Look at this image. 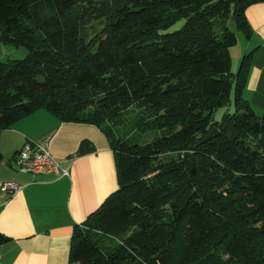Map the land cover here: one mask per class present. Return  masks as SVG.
<instances>
[{"label": "trees", "instance_id": "1", "mask_svg": "<svg viewBox=\"0 0 264 264\" xmlns=\"http://www.w3.org/2000/svg\"><path fill=\"white\" fill-rule=\"evenodd\" d=\"M262 2L0 0V43L27 52L0 61V135L44 109L115 154L119 189L69 264H264V112L244 96L253 52L236 73L230 53Z\"/></svg>", "mask_w": 264, "mask_h": 264}, {"label": "crops", "instance_id": "2", "mask_svg": "<svg viewBox=\"0 0 264 264\" xmlns=\"http://www.w3.org/2000/svg\"><path fill=\"white\" fill-rule=\"evenodd\" d=\"M246 18L251 31L246 52H253V59L244 96L262 114L264 2L251 5ZM10 47L0 43L1 62L12 60ZM16 51L18 58L21 53ZM44 139H49L55 159L69 169L68 176L18 170L15 158L24 145ZM83 141L94 151L78 155ZM0 151V183L23 186L14 195L0 191V233L8 238L0 244V264H69L75 226L85 224L119 189L116 158L105 132L92 124L62 121L41 109L1 133Z\"/></svg>", "mask_w": 264, "mask_h": 264}, {"label": "built area", "instance_id": "3", "mask_svg": "<svg viewBox=\"0 0 264 264\" xmlns=\"http://www.w3.org/2000/svg\"><path fill=\"white\" fill-rule=\"evenodd\" d=\"M15 163L20 172L34 175L55 173L58 176H68L69 169L62 167L50 151L49 139L40 142H28L19 151ZM23 186L10 181L0 183V191L3 194L14 195L22 190ZM2 255L0 254V261Z\"/></svg>", "mask_w": 264, "mask_h": 264}, {"label": "rangeland", "instance_id": "4", "mask_svg": "<svg viewBox=\"0 0 264 264\" xmlns=\"http://www.w3.org/2000/svg\"><path fill=\"white\" fill-rule=\"evenodd\" d=\"M183 25V22H179L177 25H175L172 29H170V31H173V30H177L179 29L181 26ZM95 26L97 27L98 30L101 29V25H97L95 23ZM235 33L237 34V37H238V40H237V43L235 46H233L230 50V53H231V57H232V72L233 73H236L238 72L239 68H240V64L244 58L245 55H248L249 53L246 52L247 51V38L245 36L244 33H239L235 30ZM90 35L93 36L94 35V31L91 30L90 31ZM10 50H11V61H13L14 59H24V57H26L27 55V52H26V49L24 47L18 49L16 48L15 46L13 47H10ZM16 50H20L19 52L21 53V55L18 57V58H15L16 56V53L17 51ZM21 51H24L25 52V55L21 52ZM229 111L230 113L233 111V105L231 106H226L225 108H221L219 109L217 112H216V119L217 120H220L222 118V116L227 112ZM259 115H262V114H259ZM128 132H125L126 135H128ZM124 132H120V134H122Z\"/></svg>", "mask_w": 264, "mask_h": 264}, {"label": "water", "instance_id": "5", "mask_svg": "<svg viewBox=\"0 0 264 264\" xmlns=\"http://www.w3.org/2000/svg\"><path fill=\"white\" fill-rule=\"evenodd\" d=\"M219 135V130L217 128H214L212 131L208 133V135L204 138L202 142H208Z\"/></svg>", "mask_w": 264, "mask_h": 264}]
</instances>
